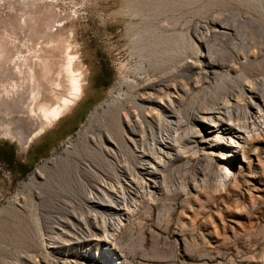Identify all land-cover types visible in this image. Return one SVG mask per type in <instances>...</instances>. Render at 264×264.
Instances as JSON below:
<instances>
[{
  "label": "rangeland",
  "instance_id": "374dc122",
  "mask_svg": "<svg viewBox=\"0 0 264 264\" xmlns=\"http://www.w3.org/2000/svg\"><path fill=\"white\" fill-rule=\"evenodd\" d=\"M21 19L26 21V27ZM27 22H31L33 30ZM217 28L228 30L229 34L216 35L214 29ZM56 30L61 31L57 34ZM16 35L23 36L20 42L16 41ZM11 36H15V40ZM30 36L39 43V48L44 43L43 47H50V38L68 40L69 51L75 52L74 68L83 71L82 93L67 111L32 136L27 144L0 133V264H106L113 261L120 264H264V129L233 159L237 167L245 164L247 172L245 168H238L239 177L231 178L229 186L217 187L214 171L198 157L173 159L163 173L165 194L153 203L142 199L140 208L129 220L124 214L127 224L109 237V241L104 235L110 234L111 225L103 224L102 217L99 222L91 221L89 207L102 211L99 213L103 215L110 210L88 202L79 183L82 180L96 184L99 179L95 174L83 172L78 181L52 178V183L48 184L46 177L39 175L35 184L31 182L38 169L55 154L66 155L65 149L71 141L80 146L77 142L82 134L101 136L109 131L116 138L114 142L121 150L120 156L124 153L133 161V153L128 144L123 143L117 124L105 120L108 103L118 92L132 91L124 82L125 77L138 78L143 84L155 81L156 85H161L169 76L181 81L182 74L196 78L197 68L185 65L187 59L202 64L205 69L209 68L208 61L234 62L236 54L250 52L252 44L264 37V0H0V98H5L0 100V125L12 122L26 138L38 121L37 111L31 109V92L27 94L33 89L28 87H32L33 82L22 77L33 67L27 63L32 52ZM4 48L12 52L6 53ZM141 61L146 64L145 74L136 69ZM246 66L241 65L231 72L225 86L242 87L247 78L258 82L261 75L249 76ZM212 80L196 86L186 94L185 100L177 103L174 110L185 120L175 126L183 135L185 127L196 122V114L205 110L209 88L218 87L221 82L216 78ZM46 87L39 99L53 96ZM257 87L263 89L260 83ZM149 88L156 87L150 85ZM10 103L15 104L14 107ZM174 110L171 115H177ZM244 118V113L234 117L235 122H243ZM164 128L148 123V130L155 135ZM92 157L83 155V163L93 165L95 172L103 177L110 176L105 164H97ZM108 160L111 163L115 159L108 156ZM213 165L215 169L218 167L216 159ZM194 182L198 183V191L193 189L191 195H186L181 190L183 184ZM130 191L133 197L137 195L135 187Z\"/></svg>",
  "mask_w": 264,
  "mask_h": 264
},
{
  "label": "bare ground",
  "instance_id": "6f19581e",
  "mask_svg": "<svg viewBox=\"0 0 264 264\" xmlns=\"http://www.w3.org/2000/svg\"><path fill=\"white\" fill-rule=\"evenodd\" d=\"M46 12H44V14ZM52 12L54 11L52 10ZM33 15L30 17H33ZM47 16L44 17V19L47 18ZM24 22H23V25H24ZM30 23L31 22L29 23L27 22V26L29 24L31 29L33 30V25ZM44 25L49 26L51 24L49 25L44 24ZM24 26L23 28L26 27ZM40 29L42 30V28ZM21 30H19L20 34L22 33ZM36 30L38 31L37 28ZM227 31L223 28L222 30L220 28L214 29V33L216 35L218 34L228 35L229 32ZM41 32L43 33V31H40V34ZM49 32L52 33V31H49ZM59 32L57 34H59ZM68 32L69 31L67 30V33ZM24 33L26 32H23V34ZM32 34H34V32ZM54 35L56 36V34ZM21 37L23 36H20V38ZM31 37L32 36H30V41L28 40L29 38L27 39L30 43L31 41H33L31 44L32 52L31 53L29 52L30 53L29 58H30L31 63L30 62H27V63L31 64L30 67L32 66L33 67L32 68L29 67L30 69H28L27 71L28 74L22 75V77L29 78V80L33 82L34 87L28 86L29 89L30 88H33V89H30L31 91L28 90L27 94L29 95L30 94L29 92H31L30 97L33 98L31 99V102L33 103V106L31 107V109L37 111L38 121L36 125L33 126V128L31 129L27 138L25 137V135L18 132L13 127L12 122H10L11 124L6 123L7 125H5L3 122V124L0 125V133L7 135V136H11L12 138H18L19 141H21L22 143H26V144L32 138V136H34L39 131H42L47 124L57 119L63 112H65V110L67 111V109L72 104V102H74L78 97L81 96V93H82L81 81H82V74H83L82 70L81 72L80 69L74 68L75 66L74 62H75L76 57L73 54L75 52L74 53L72 52L73 54H71V52L69 51L70 43L67 42L68 40L66 41L65 39L60 38L59 40L56 41L55 38H50L51 37L50 36L49 38L51 39L50 41L52 45L50 46L49 44L50 47H43L42 45H45V43L44 44L41 43L42 45L39 48V43L36 44V42L34 41V38L32 37L33 38L32 40ZM45 37L43 39H45ZM187 37L188 36L185 34L186 39ZM13 38L15 40V36L12 37L11 39ZM20 38L16 39V41L19 40L18 42H20ZM44 41L47 42L48 40L45 39ZM18 42H15V43H18ZM21 42H23V40ZM252 45H253V48L251 49L250 52H246L245 54H242V55L236 54L235 58L232 56L234 59V62H229L228 64H223V63L216 64L211 61L210 62L208 61L209 63V68L207 67L208 69H205L204 67H202V64L200 63H197L194 61L191 62V61H188L187 59L185 65L190 67V69L197 68V75L195 74L197 76V77L195 76L196 78H193L194 76L193 77L187 76L188 74L182 76L183 75L182 74L180 75L181 78L183 77V80L181 81V80L173 79L171 78V76L168 75L170 78L169 80H167L165 84L156 85L154 83L155 81H147V83L143 84L140 82L141 80H139L138 78H133V77H128V76L125 77L124 82L128 84L129 87L132 88V91H126L122 89L118 92V94L113 98L112 101H110L109 103L107 102L108 108L106 109L107 116L105 115L106 116L105 120L106 121L111 120L114 122V124L115 123L117 124L118 131H120V136L124 139L123 143L126 142V144H128V147L131 149L130 151L133 153V161L132 159L128 158V156L127 157L124 156V153H123V157L120 156L121 150L117 147V144L114 142L116 138L109 131L108 132L107 130L104 131V134L101 136L96 135L94 133H93L94 135H89V133L82 134L80 135L79 142H77L81 144L80 146L77 147L76 142L71 141V145H69L65 149L66 155L61 154V153L58 155L55 154L56 156L54 155L55 156L54 158H52L49 162H47L43 167L41 166L40 170L38 169V172L36 173V175L34 174L35 176L33 177L31 182L34 183V180H36L39 175L40 176L44 175V177H46V180H47L46 183L48 184V182L52 183L51 182L52 178H56V179L59 177H63L66 179L74 178L76 179V181H78L79 177L81 176V173L84 174L83 172H86L87 174L88 173H93V175L95 174V177L99 179L96 184L90 185L88 184L87 181L81 182L82 180L79 183L82 186V189H81L82 194L85 195L86 200L88 202L96 204L99 207L102 205L106 206L110 210L108 214L103 215L99 213L100 210L99 211L97 209L94 210L95 208L91 209V207L87 205L90 208L89 211L91 213V217H90L92 218L90 219L91 221L93 222H95V220L98 221V219L100 220L99 217H102L105 219V221L103 220L104 221L103 224H105L106 222L105 225L108 224L107 225L108 227L109 225H111L112 227V231L110 232L111 235L108 234L109 232L106 234L104 233L105 239H107L108 241H109V237L111 238V236H113L115 232H117V230L123 228V226L127 224V222L124 219L125 217L123 218V215L126 214L127 220L133 217L132 215H134V213L137 212V210L140 208L143 202L142 199L150 203H153V202H156L158 199H160L161 195L165 194V190H167L166 189L167 186L164 181L165 176L163 174L165 171V167L168 164H170L169 162H171L173 159H175L178 156H186V158L191 157V156L194 158L195 157L200 158L202 161H205L208 169L214 171V174L216 176L215 180L217 181V187L218 186H223V187L229 186L230 179L238 178L241 169L245 168L247 172V167H245V164L241 163L239 167H237L233 159L238 157L239 155L238 153L240 151L243 152L244 149H246L248 143L250 142L251 138L254 135H258V133H260L261 130L264 129V37L261 38L260 40L258 39V42L255 41ZM28 47H29V44H28ZM6 49H5V52H6ZM16 49L17 48H15L13 51L15 52ZM11 52L12 51H10V53ZM6 53H9V52H6ZM14 56H11V57H14ZM20 56L21 55H19L18 57ZM22 60L25 61V59H22ZM238 60H239V63L237 62ZM16 62H19V61L16 60ZM241 65L248 66L247 73L249 74V76L251 75L254 76V74L257 73L261 75V79L258 80L257 82L255 81V79L253 80L251 78H247L248 80L245 79L246 80L245 84L242 87L241 86L239 87L237 85H231L228 87L225 86L226 85L225 79L226 80L231 79L228 76H230L231 72L237 71L239 69V66ZM256 65L258 66L260 65V66L258 67ZM3 66H2V70H4ZM26 66L28 65H25V67ZM137 66L138 67H136V69L144 71L143 73L145 74V71H147L145 62L141 61L139 65ZM13 68L15 69V66ZM20 68L18 69L20 70ZM4 75L5 74H3V76ZM13 75L14 74H12V76ZM9 76L11 77V75ZM5 78H8V77H6L5 75ZM213 78L220 79L221 82L219 84L222 83V85L218 84V87H214L212 89L209 88L210 98L208 97V99H205V102H204V104L206 105L205 110L199 114H196V122L194 123V125L187 123L188 125L185 127L187 129H184V131L185 130L186 131H185V134L183 135V133H181V131H179V129L176 128L177 126L176 124L178 122H181V121L183 122L185 120L181 118L180 113H178L179 111L177 112L174 110L177 103L183 100L186 94L189 91L195 89L196 86L199 87L201 83H206L207 81L208 82L213 81L212 80ZM2 79H4V77H2ZM259 83L263 86L262 90L257 87V84ZM44 85L45 87L48 86L46 87V90L49 88V91L53 96L50 93H48V95L50 94L52 97L44 98L43 100V99H39V97H41V95L39 96V94L41 91L43 92V93L41 92V94H44V91H43L45 90L43 89L45 88ZM150 85H153L156 88L150 89L149 88ZM28 87L25 86L26 89ZM58 87L60 88L62 87L63 90L62 89L59 90ZM10 89L12 90V88H9V91ZM22 90H20V92ZM23 93H25V91ZM27 94L25 93V95ZM18 96L20 97L21 95L19 94ZM45 96L47 97V93ZM23 97L21 99H23ZM18 98L17 100L19 101ZM4 99L0 98V100L2 101ZM15 101L16 99L14 97V102ZM14 105H11V106L14 107ZM6 106H8L9 108V105H6ZM10 108L12 109V107ZM5 109L7 108L5 107ZM21 109H23V107ZM173 110L175 111V113L177 112V115H171L173 114ZM33 113H36V112H33ZM240 113L245 114L244 121L235 122V119H234L235 115L236 114L238 115ZM149 122L154 123L155 125L160 126V127L165 126V128L158 135L152 134V132L148 130ZM86 131L89 132V129L87 128ZM83 155H86L89 157L93 156L92 158L96 159L97 164H101V163L103 165L105 164L104 166L107 167L106 171L108 172V175L110 176L108 177L104 176L105 177L104 178L102 174L97 173V171L95 172L93 165L92 167L90 164H85L86 162L83 163V161L85 160V159L82 160ZM108 156H112V159L114 158L117 161L111 160V163H109L110 160H108ZM214 159H216L218 162V167L216 169L214 168V165H213ZM238 168H240V170ZM211 173L213 172L211 171ZM63 178L61 180H63ZM61 180L59 179L60 182ZM205 180L206 179H204V181ZM62 184L67 185V184H64V182ZM183 185L184 186L181 188V190L188 196L192 194L193 189L197 190L199 188L198 183H195V182L193 184H183ZM59 187L61 186L59 185ZM89 187L94 188V189H90ZM131 187L132 188L135 187V190L137 193L135 197L131 195V191H130V189H132ZM172 208L174 207L172 206ZM103 229L105 230V228ZM105 231H108V230H105ZM51 246H52V243H51ZM118 263L120 264V261H116V262L113 261L112 263L106 262V264H118Z\"/></svg>",
  "mask_w": 264,
  "mask_h": 264
},
{
  "label": "water",
  "instance_id": "95a60500",
  "mask_svg": "<svg viewBox=\"0 0 264 264\" xmlns=\"http://www.w3.org/2000/svg\"><path fill=\"white\" fill-rule=\"evenodd\" d=\"M103 107V106H102ZM95 112H98L97 110ZM48 161V160H47Z\"/></svg>",
  "mask_w": 264,
  "mask_h": 264
}]
</instances>
